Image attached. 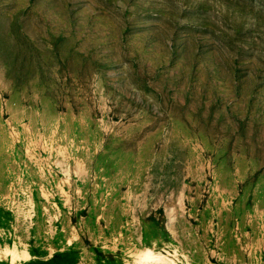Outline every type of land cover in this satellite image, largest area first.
I'll return each mask as SVG.
<instances>
[{
  "label": "rangeland",
  "instance_id": "rangeland-1",
  "mask_svg": "<svg viewBox=\"0 0 264 264\" xmlns=\"http://www.w3.org/2000/svg\"><path fill=\"white\" fill-rule=\"evenodd\" d=\"M0 264H264V0H0Z\"/></svg>",
  "mask_w": 264,
  "mask_h": 264
},
{
  "label": "trees",
  "instance_id": "trees-1",
  "mask_svg": "<svg viewBox=\"0 0 264 264\" xmlns=\"http://www.w3.org/2000/svg\"><path fill=\"white\" fill-rule=\"evenodd\" d=\"M59 257H60V254H58V255H56L55 257H53L52 260L54 261V260L58 259ZM48 263H50V262H48Z\"/></svg>",
  "mask_w": 264,
  "mask_h": 264
},
{
  "label": "bare ground",
  "instance_id": "bare-ground-1",
  "mask_svg": "<svg viewBox=\"0 0 264 264\" xmlns=\"http://www.w3.org/2000/svg\"><path fill=\"white\" fill-rule=\"evenodd\" d=\"M12 255H15V253H14V254L12 253ZM16 257H17V255H16ZM16 260H17V259H16ZM14 261H15V260H14Z\"/></svg>",
  "mask_w": 264,
  "mask_h": 264
}]
</instances>
